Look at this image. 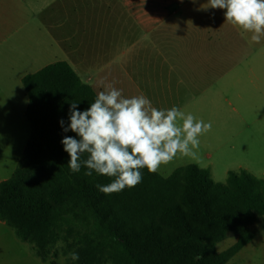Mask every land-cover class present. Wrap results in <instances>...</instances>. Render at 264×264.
Wrapping results in <instances>:
<instances>
[{"label": "trees", "instance_id": "trees-1", "mask_svg": "<svg viewBox=\"0 0 264 264\" xmlns=\"http://www.w3.org/2000/svg\"><path fill=\"white\" fill-rule=\"evenodd\" d=\"M26 118L31 135L12 178L0 182V219L46 261L66 242L79 254L68 264H228L264 223V180L230 172L227 183L190 165L171 176L141 169L135 187L103 194L112 178L73 173L61 143L69 108L90 107L96 98L72 67L59 62L27 76ZM86 158V154L85 157ZM236 243L220 253L218 245ZM57 257V255H54Z\"/></svg>", "mask_w": 264, "mask_h": 264}, {"label": "crops", "instance_id": "crops-1", "mask_svg": "<svg viewBox=\"0 0 264 264\" xmlns=\"http://www.w3.org/2000/svg\"><path fill=\"white\" fill-rule=\"evenodd\" d=\"M207 4L208 0H0V110L22 113L27 120L24 79L65 62L96 94L103 90L102 82L112 83L125 97L143 94L157 108L177 106L214 124V113L232 108L229 97L237 95L236 86L248 89L237 81L256 86L264 73L236 71L231 54L245 30L226 22L224 10ZM222 63L234 64L236 70H222ZM212 134L211 128L199 137L196 152L211 151ZM30 135L24 148L15 150L20 160ZM164 169L165 165L157 173L163 175ZM0 225L7 226L1 219Z\"/></svg>", "mask_w": 264, "mask_h": 264}, {"label": "clouds", "instance_id": "clouds-1", "mask_svg": "<svg viewBox=\"0 0 264 264\" xmlns=\"http://www.w3.org/2000/svg\"><path fill=\"white\" fill-rule=\"evenodd\" d=\"M207 5L224 10L226 22L253 33L252 40L259 42L264 35V0H208ZM102 89L86 110H78V103L72 102L68 126L63 120L60 125L65 133L79 137L65 136L61 141L71 172L78 173L83 166L85 175L95 172L112 178L97 185L103 194L137 186L143 179L141 169L155 174L178 154L195 156L199 137L212 128L211 122L177 106L157 108L143 94L125 97L112 83L102 82ZM69 257L79 260L76 251Z\"/></svg>", "mask_w": 264, "mask_h": 264}, {"label": "rangeland", "instance_id": "rangeland-1", "mask_svg": "<svg viewBox=\"0 0 264 264\" xmlns=\"http://www.w3.org/2000/svg\"><path fill=\"white\" fill-rule=\"evenodd\" d=\"M244 32L239 48L231 54V58L235 56L237 70L234 64L225 63L221 64V69L234 66L232 70L241 73H264V35L257 42L251 38L253 33ZM237 83L247 85L248 89L236 86L237 95L229 97L235 112L229 108V111L214 113L212 136L215 140L212 148L208 147L211 151H197L190 157L178 154L165 165V173L161 176H171L177 166L196 165L209 170L218 183H227L230 172L243 171L264 180V79L255 81L256 86L247 80ZM30 133L31 128L22 118V113L0 110V182L12 178L21 156L15 150L19 151ZM254 229L258 231L255 239L228 264H264V223ZM235 243L236 239L230 237L218 245V251L225 252ZM72 251L68 243L59 242L50 249L48 259L43 261L37 257L32 245L20 240L12 228L0 225V264H68L72 260L69 257Z\"/></svg>", "mask_w": 264, "mask_h": 264}, {"label": "water", "instance_id": "water-1", "mask_svg": "<svg viewBox=\"0 0 264 264\" xmlns=\"http://www.w3.org/2000/svg\"><path fill=\"white\" fill-rule=\"evenodd\" d=\"M231 236L233 237V234Z\"/></svg>", "mask_w": 264, "mask_h": 264}]
</instances>
